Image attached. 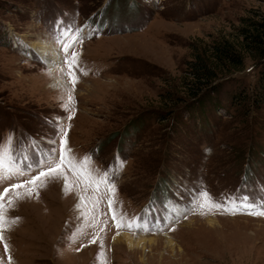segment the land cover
Here are the masks:
<instances>
[{"label":"rangeland","instance_id":"374dc122","mask_svg":"<svg viewBox=\"0 0 264 264\" xmlns=\"http://www.w3.org/2000/svg\"><path fill=\"white\" fill-rule=\"evenodd\" d=\"M60 25L81 29L72 71L52 68L33 46L46 41L61 55L69 32ZM224 47L239 58L236 70L222 61ZM200 60L217 64L196 90ZM263 86L264 0H0L9 170H0V193L38 175L10 173L27 167L24 155L44 160L53 139L58 155L66 140L64 155L77 162L5 194L0 264H264V216L192 203L197 189L220 202H264ZM87 169L108 170L113 192L90 185ZM123 233L155 240L129 248L115 241Z\"/></svg>","mask_w":264,"mask_h":264},{"label":"snow or ice","instance_id":"6c2138e0","mask_svg":"<svg viewBox=\"0 0 264 264\" xmlns=\"http://www.w3.org/2000/svg\"><path fill=\"white\" fill-rule=\"evenodd\" d=\"M61 28V36H64V32L68 31L69 34L64 37L62 40H58L60 43V52L61 55L59 57V66L61 70H63V66L67 64L69 66V70L72 71L75 68L76 61L78 59V54L75 52V47L77 44L82 43V35L76 36L75 39H73V35H75L76 32H81V29L77 28L75 31H72L70 28L65 30L63 28V25L59 26ZM69 40H72V43H68ZM76 81L73 79L72 83L74 84ZM59 128V126H57ZM66 135V134H65ZM52 147L49 149L48 153L45 155L44 160H38L35 165L31 163H27L28 156L24 155L22 158L24 162L27 164V167L23 170H20L18 173H10V175H19L24 176L26 172H30L33 167H36L38 169V175L32 176L31 179L25 181L22 184H12L10 185L11 189H17L24 187V184H32L35 185V183L41 178H44L46 180H55L59 176L63 175L62 169L67 168L70 171H75L77 169V162H75L72 158L69 156L64 155L65 152H70L71 150L68 149L66 145V140H61L60 144V151L59 155L57 154L56 149V142L53 139L52 140ZM9 144H11V140L9 141ZM9 155L12 157L13 162H15L16 157L11 153V150H8ZM59 160V163H56L54 166L52 165L51 161L57 159ZM47 163V167H44V165ZM81 167H84L81 165ZM0 170L2 171H9L5 168L3 161H2V154H0ZM87 176H88V183L90 185H99L100 183H105L107 185H110L108 188V192L112 193L115 185L111 179L112 174L108 170L103 171V175L99 176L96 174V171L94 169H87ZM65 179V185L67 186V177L64 176ZM10 188H4L3 193H0V220L3 219V201L5 199V194H10ZM31 194V193H30ZM200 198H207L209 202L211 203L212 207L219 211L227 210V206L229 204L233 205V211H236L237 207H242L248 214H255L264 216V202L257 203L255 200H252L248 195H242L240 197H228L223 202L214 200L210 194L206 190H200L197 189L196 195L192 199V203L194 204L197 199ZM11 203V201H9ZM115 201L113 199H109L108 205L111 209ZM203 207V205H200ZM118 218L117 214L113 212L112 219L116 221ZM120 220H123V216L119 217ZM117 228L119 229L122 224L117 223ZM129 228H131V224L128 225ZM3 239V236L0 235V240ZM95 243V241H92Z\"/></svg>","mask_w":264,"mask_h":264},{"label":"bare ground","instance_id":"6f19581e","mask_svg":"<svg viewBox=\"0 0 264 264\" xmlns=\"http://www.w3.org/2000/svg\"><path fill=\"white\" fill-rule=\"evenodd\" d=\"M34 47L37 48V53L43 58V59H47L49 62V65L54 68V66H56L58 64L59 61V57L60 54L59 52L56 50L55 47H53L49 42L46 41H42L41 44H35L33 45ZM54 71H52V73H54ZM55 74V73H54ZM53 74V75H54ZM59 79H54L53 84L52 85H56L58 86V84H60L61 82L58 81ZM63 82V81H62ZM218 219H216L215 217H209L208 218V223L211 226H215L217 224ZM219 224V223H218ZM189 226V228L191 227L190 223L187 225ZM167 239H169V236H165ZM155 240V238L153 237H143V236H133L131 234L128 233H123V235H119L116 236L115 241L118 244L121 243H125L129 246V248H133V247H141L144 248L146 246V243L148 242H153ZM172 244V241H169V244ZM170 244V245H171ZM173 246V244H172Z\"/></svg>","mask_w":264,"mask_h":264},{"label":"trees","instance_id":"16d2710c","mask_svg":"<svg viewBox=\"0 0 264 264\" xmlns=\"http://www.w3.org/2000/svg\"><path fill=\"white\" fill-rule=\"evenodd\" d=\"M256 41H259L257 38H254ZM222 53L221 59L222 61H228L229 63L233 62L234 65H236L233 70H236L239 68L241 65L239 63V58L235 56L232 53V49L230 47H224L222 50H220ZM212 64V65H211ZM217 63L211 62L210 64L205 61V60H200L194 64L195 68V76H196V83L194 84V89L196 90H201L203 89V86L207 83L210 82L211 79H213L214 76V71ZM264 89V86H263ZM264 94V93H263Z\"/></svg>","mask_w":264,"mask_h":264}]
</instances>
